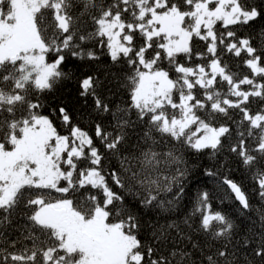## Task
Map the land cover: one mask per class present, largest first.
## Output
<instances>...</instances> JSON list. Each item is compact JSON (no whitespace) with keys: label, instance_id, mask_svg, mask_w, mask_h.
<instances>
[{"label":"snow or ice","instance_id":"snow-or-ice-1","mask_svg":"<svg viewBox=\"0 0 264 264\" xmlns=\"http://www.w3.org/2000/svg\"><path fill=\"white\" fill-rule=\"evenodd\" d=\"M261 17L264 5L246 0H0V264H192L186 248L161 252L180 238L191 242L176 222L153 226L155 243H145L140 210L173 205L159 197L186 175L176 145L215 155L222 138L232 135L204 113L238 110L228 150L253 172L264 200V104L255 112L247 107L250 98L264 101V43L258 48L252 37L237 35V26ZM137 37L142 43H134ZM194 38L204 42L203 51H194ZM260 38L264 42V31ZM90 43L129 69L118 84L129 97L124 107L110 108L101 98L98 76L80 80V95L112 117V131L94 125L95 140L64 107L51 110L68 129L61 134L40 99L70 78L62 68L68 56L99 59L86 47ZM225 53H243L249 75L231 72L222 62ZM135 128L138 151L123 155L128 130ZM168 141L175 143L167 147ZM108 155L119 158V171L106 170ZM204 174L217 175L210 169ZM222 183L242 210L251 209L237 182L224 177ZM182 193L181 186L175 199ZM196 214L198 231L219 243L203 254L202 264H241L242 256L243 264L254 258L264 264V211L238 241L237 225L212 211L206 191ZM21 219L20 235L10 238L13 221ZM189 219L183 223L190 227Z\"/></svg>","mask_w":264,"mask_h":264},{"label":"trees","instance_id":"trees-1","mask_svg":"<svg viewBox=\"0 0 264 264\" xmlns=\"http://www.w3.org/2000/svg\"><path fill=\"white\" fill-rule=\"evenodd\" d=\"M247 3H254L257 5H264V0H246ZM264 31V17L259 18L249 25L237 26L238 36H249L253 39V45L260 48L262 40L260 33ZM134 43H142V40L137 37ZM194 51H203L204 42L193 39ZM86 47L94 48L96 54L99 56L98 60L92 61L88 59H78L68 56L62 68L70 73V78L58 81L51 92L43 93L40 99L45 107L42 109L45 115H50L57 130L61 134H67L68 129L61 126L59 120V112L56 111L53 115L51 110L64 107L67 109L73 124H78L81 128L88 131L90 135L94 136V125L99 123L107 127L108 131H112V117L110 114L98 113L95 109L94 100L91 96L82 97L80 95V80L88 75L98 76L102 81L101 87L97 90L101 98L109 104L110 108L116 105L124 107L129 102L127 91L118 87L119 82L129 74V69L126 64H113L106 48H98L94 43L88 44ZM219 52V49H218ZM244 54L241 57H234L231 54H223L222 62L227 63L229 70L233 73H238L239 76L249 75V70L242 64ZM53 57L50 55L49 59ZM182 59V58H181ZM259 79V78H257ZM250 86L242 85V88L247 90ZM226 91V88L223 89ZM232 99H235L232 97ZM264 101L259 98H250V103L247 105L253 112L257 111ZM231 117V119L229 118ZM229 116L216 113L210 116L207 113L202 114V118L210 122L213 126L220 125L229 126L232 129V135L222 138L223 147L213 155L211 150H204L203 152H196L190 148L176 145V151L183 157L186 175L180 178L182 183H173L170 192H161L159 199L165 201H173V205L166 208L168 210H161L159 208H143L140 210L144 222V229L141 238L146 244H153L155 241L152 238L153 226H164L173 222L180 224L182 232L185 236L191 237V242L187 239L180 238L176 244L169 242L165 245L161 252L167 256L173 247L186 248L191 253L192 264H202L203 254L215 251L219 247V243L213 241L211 238L204 235L203 232L198 231L199 214L193 215V211L197 205L199 194L207 192L209 194V203L212 211H220L226 214L235 225H237L236 240H240L246 234L247 229L251 227L254 221L258 222L260 211H264V200L258 195V186L253 179V172L249 171L236 157L234 153L229 152L228 146L235 142L236 124L234 121L240 119L238 110H229ZM135 119V116H132ZM129 144L124 146L123 155H128L129 151H138L137 139L140 135V128L129 129ZM99 146V141H96ZM175 142L168 141L167 147H172ZM103 150V149H102ZM106 170L111 172L113 170H120V161L117 156L108 155L105 162ZM264 166V165H262ZM173 165L169 172L174 169ZM205 169H210L217 173L216 176H207L204 174ZM166 175L168 172L165 173ZM224 177L237 182L249 199L251 209L242 210L238 201L234 199V194H229V189L222 183ZM114 191L120 192L123 190L111 184ZM183 187V193L180 194L178 200L175 199L179 188ZM243 212V214H241ZM189 226L184 225L183 221L189 218ZM24 223L21 219L13 221V226L9 229V237L12 239L20 235L18 230L19 225ZM254 231H259L257 226ZM250 235V233H247ZM173 240H177L176 232H171ZM192 243L200 246V249L193 248ZM235 243V241H234ZM17 244L16 250L20 249ZM254 244H251L244 252L250 253ZM12 251V249H9ZM250 259H253L249 256ZM39 260V256L37 257ZM241 264H243V256L241 257ZM253 264H261L259 258L253 259Z\"/></svg>","mask_w":264,"mask_h":264},{"label":"rangeland","instance_id":"rangeland-1","mask_svg":"<svg viewBox=\"0 0 264 264\" xmlns=\"http://www.w3.org/2000/svg\"><path fill=\"white\" fill-rule=\"evenodd\" d=\"M90 135V134H89Z\"/></svg>","mask_w":264,"mask_h":264}]
</instances>
